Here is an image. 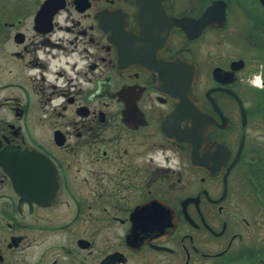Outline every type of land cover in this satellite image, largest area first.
<instances>
[{
	"label": "flooded vegetation",
	"instance_id": "af4514ba",
	"mask_svg": "<svg viewBox=\"0 0 264 264\" xmlns=\"http://www.w3.org/2000/svg\"><path fill=\"white\" fill-rule=\"evenodd\" d=\"M0 264H264V0H0Z\"/></svg>",
	"mask_w": 264,
	"mask_h": 264
}]
</instances>
